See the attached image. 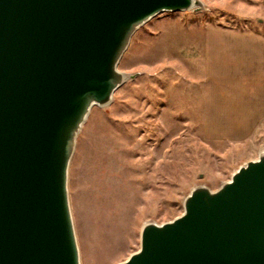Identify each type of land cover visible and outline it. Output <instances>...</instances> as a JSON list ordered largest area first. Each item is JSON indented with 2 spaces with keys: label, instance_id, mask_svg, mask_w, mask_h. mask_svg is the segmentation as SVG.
Instances as JSON below:
<instances>
[{
  "label": "water",
  "instance_id": "water-1",
  "mask_svg": "<svg viewBox=\"0 0 264 264\" xmlns=\"http://www.w3.org/2000/svg\"><path fill=\"white\" fill-rule=\"evenodd\" d=\"M199 0H0V264H80L67 191L91 107L125 81L134 32ZM180 215L142 225L118 264H264V149Z\"/></svg>",
  "mask_w": 264,
  "mask_h": 264
},
{
  "label": "rangeland",
  "instance_id": "rangeland-1",
  "mask_svg": "<svg viewBox=\"0 0 264 264\" xmlns=\"http://www.w3.org/2000/svg\"><path fill=\"white\" fill-rule=\"evenodd\" d=\"M199 1L134 32L117 64L125 81L76 136L80 264L122 262L143 224L180 215L193 187L217 189L264 149V0Z\"/></svg>",
  "mask_w": 264,
  "mask_h": 264
},
{
  "label": "crops",
  "instance_id": "crops-1",
  "mask_svg": "<svg viewBox=\"0 0 264 264\" xmlns=\"http://www.w3.org/2000/svg\"><path fill=\"white\" fill-rule=\"evenodd\" d=\"M221 55H219L218 57H220ZM219 119H221V116L220 117H216V118H213V119H209L210 121H216V120H219ZM230 119V118H229ZM233 120H235V119H233ZM237 121V120H236Z\"/></svg>",
  "mask_w": 264,
  "mask_h": 264
}]
</instances>
